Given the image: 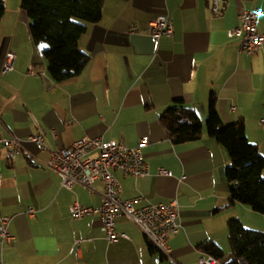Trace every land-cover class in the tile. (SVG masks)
<instances>
[{
	"label": "crops",
	"instance_id": "obj_1",
	"mask_svg": "<svg viewBox=\"0 0 264 264\" xmlns=\"http://www.w3.org/2000/svg\"><path fill=\"white\" fill-rule=\"evenodd\" d=\"M0 22V130L22 140L24 151L9 156L0 143V217H10L12 243L0 242V264H169L125 214L115 216L117 241H108L95 212L73 218L78 201L99 207L100 180L90 186L61 185L46 163L49 152L28 140L38 131L48 149L70 146L83 136H101L141 149L149 165L145 177L114 171L122 198L134 206L177 200L180 229L169 238L177 264H193L204 255L198 243L213 240L229 252L227 222L237 217L264 231V215L248 205H227L225 177L230 164L225 148L206 131L200 139L173 143L160 121L182 100L204 122L211 98L223 124L242 119L247 139L264 155V44L253 53L239 51L228 29L242 10L259 7L264 33V0H224L212 15L208 0H104L101 19L88 24L79 48L90 56L75 77L56 83L35 47L29 18L20 0H4ZM11 4V5H9ZM159 14L173 21V33L154 38L148 22ZM138 28L131 31V27ZM17 55L2 72L5 55ZM158 167L172 175L157 174ZM32 208L34 216L27 210Z\"/></svg>",
	"mask_w": 264,
	"mask_h": 264
},
{
	"label": "trees",
	"instance_id": "obj_2",
	"mask_svg": "<svg viewBox=\"0 0 264 264\" xmlns=\"http://www.w3.org/2000/svg\"><path fill=\"white\" fill-rule=\"evenodd\" d=\"M103 2L20 0V7L30 21L28 32L35 47L38 49L40 44L46 45V48L38 50L47 62L50 77L56 83L77 76L88 64L90 56L79 48L78 42L88 24L97 23L101 19ZM4 12V0H0V22ZM160 121L168 129L173 143L195 141L205 131L213 135L225 148L230 160L225 171L229 189L227 205L246 204L253 211L264 215V155L255 143L247 139L242 119L223 124L215 99L211 98L204 122L182 100L167 107L160 115ZM226 230L228 253L213 240L202 241L197 248L214 256L221 264H264L263 230L249 228L237 217L228 220ZM148 246L150 250L160 252L149 241ZM169 264L174 263L171 261Z\"/></svg>",
	"mask_w": 264,
	"mask_h": 264
},
{
	"label": "built area",
	"instance_id": "obj_3",
	"mask_svg": "<svg viewBox=\"0 0 264 264\" xmlns=\"http://www.w3.org/2000/svg\"><path fill=\"white\" fill-rule=\"evenodd\" d=\"M212 15H220L223 10L224 0H208ZM263 14L259 7L242 10L239 15V24L228 29L229 37L239 38V51L253 53L264 44V33L258 30V22ZM138 27L133 25L131 31ZM148 33L154 38L173 33V21L166 14H159L148 22ZM17 55L8 52L5 55L2 72L13 69ZM264 127V118L260 120ZM28 140L49 152L47 167L61 176V184L71 189L74 184L90 186L100 180L103 185V202L94 208L74 201L69 206L73 218H81L92 213H99L101 218V230L109 241H117L119 236L128 237L126 234H117L115 231L114 218L119 213L128 216L142 231L144 236L162 255L177 264L171 255L169 238L180 229L178 221L179 206L176 199L167 203H147L140 207L134 206L136 198H122V186L114 171H120L125 175L145 177L149 172V165L143 157L141 149L148 141L147 136L139 139L133 147L126 146L121 141L104 140L103 137L83 136L74 141L70 146L61 149H48L44 145L41 132L31 134ZM0 143L5 146L9 156L23 151L28 157L30 153L24 151L22 140L16 137H3L0 130ZM157 174L171 176V169L158 167ZM32 208L27 210L30 216L35 212ZM10 218L0 217V242L12 243L15 235L9 227ZM193 264H221L212 255L204 254Z\"/></svg>",
	"mask_w": 264,
	"mask_h": 264
},
{
	"label": "water",
	"instance_id": "obj_4",
	"mask_svg": "<svg viewBox=\"0 0 264 264\" xmlns=\"http://www.w3.org/2000/svg\"><path fill=\"white\" fill-rule=\"evenodd\" d=\"M44 48H46V45H44V44H40L39 46H38V49L41 51L42 49H44Z\"/></svg>",
	"mask_w": 264,
	"mask_h": 264
},
{
	"label": "rangeland",
	"instance_id": "obj_5",
	"mask_svg": "<svg viewBox=\"0 0 264 264\" xmlns=\"http://www.w3.org/2000/svg\"><path fill=\"white\" fill-rule=\"evenodd\" d=\"M9 5H11V4H9Z\"/></svg>",
	"mask_w": 264,
	"mask_h": 264
}]
</instances>
